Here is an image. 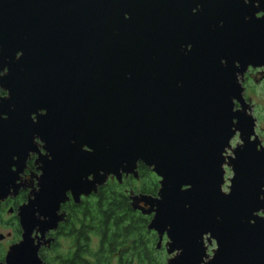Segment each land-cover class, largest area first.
Instances as JSON below:
<instances>
[{
    "label": "water",
    "instance_id": "water-1",
    "mask_svg": "<svg viewBox=\"0 0 264 264\" xmlns=\"http://www.w3.org/2000/svg\"><path fill=\"white\" fill-rule=\"evenodd\" d=\"M260 9L243 0H0V68H8L0 87L10 94L0 100V198L12 156L23 163L33 136L52 157L20 209L24 238L8 264H38L29 232L54 225L65 189L86 192L102 181L98 170H130L136 158L164 178L159 201L141 199L156 207L151 226L170 228L169 251L182 249L169 264H200L205 231L219 244L210 264H264V220L252 216L264 208V149L247 142L250 118L230 110L233 61L264 63V18H252ZM40 108L46 115L33 123ZM230 128L245 143L229 160L235 179L224 196L219 153ZM185 183L190 190L180 191Z\"/></svg>",
    "mask_w": 264,
    "mask_h": 264
},
{
    "label": "clouds",
    "instance_id": "clouds-1",
    "mask_svg": "<svg viewBox=\"0 0 264 264\" xmlns=\"http://www.w3.org/2000/svg\"><path fill=\"white\" fill-rule=\"evenodd\" d=\"M260 9L261 0H243V4ZM201 7L199 3L190 9L193 15ZM123 18H129L128 13ZM253 19L264 18V9L254 11ZM248 17H245L247 20ZM185 51H190L191 44L183 45ZM22 53L16 51L14 58L19 59ZM223 65L225 61L220 60ZM236 71L233 74L234 83L238 88V97L230 99L231 112H242L251 120L250 133L247 142L255 145V151L264 149V63H246L241 69L239 61H233ZM8 73L5 66L0 68V78ZM9 91L0 87V100L9 98ZM37 115H46V109L40 108L29 114V119L36 123ZM7 114L0 113V120H6ZM231 123L237 120L233 117ZM232 133L226 140V146L219 153L222 162L219 165V192L228 196L231 194L235 170L229 160H235V150L244 146L241 132L230 128ZM35 151H27L23 167L17 171L10 165L9 170L16 173L15 190L9 188L7 194L0 198V264H8L10 248L23 242L24 228L21 224L20 209L34 200V192H39V178L43 175L40 157L51 156L47 152L44 141L38 136L32 137ZM82 151L92 149L82 146ZM16 161L17 157L12 156ZM126 167V166H125ZM103 179L89 190L73 194L71 188L63 192V199L57 202L54 212L57 218L53 226L41 231L39 225L29 232V239L35 249L34 255L38 264H169L182 252L180 248H172L169 235L170 228L163 230L152 227L156 216L155 205L145 203L143 199L159 201L163 176L158 174L156 166L142 158L132 161L130 170L119 168L115 172L98 170ZM84 179L92 182L94 177L88 173ZM190 184H181L180 191L190 190ZM264 193V185L260 188ZM258 199L264 201V195ZM187 207V205H185ZM40 221H47L46 216L33 212ZM252 216L264 220V208L252 212ZM254 223L253 220L248 221ZM203 255L200 264H210L219 250L217 239L210 232L200 235Z\"/></svg>",
    "mask_w": 264,
    "mask_h": 264
},
{
    "label": "flooded vegetation",
    "instance_id": "flooded-vegetation-1",
    "mask_svg": "<svg viewBox=\"0 0 264 264\" xmlns=\"http://www.w3.org/2000/svg\"><path fill=\"white\" fill-rule=\"evenodd\" d=\"M35 150H36V148H35ZM35 150H34V151H35ZM16 157H17V156H16ZM45 158H47V157H40L38 163L41 165L42 161H43ZM12 161H13V160H12ZM14 162H16L15 166H16L17 171H19V170L23 167V163L21 162V159H19V158L17 157V160L14 161ZM10 172H11V180H12V182H11V184H10V187L13 188V190H15V188H16L17 186L14 184V180L17 178V176H16V173H14V172H12V171H10ZM10 187H9V188H10ZM6 194H7V192H6Z\"/></svg>",
    "mask_w": 264,
    "mask_h": 264
}]
</instances>
